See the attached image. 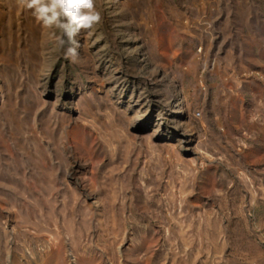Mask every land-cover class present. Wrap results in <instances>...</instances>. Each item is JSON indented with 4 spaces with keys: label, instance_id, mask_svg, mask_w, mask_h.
<instances>
[{
    "label": "rangeland",
    "instance_id": "rangeland-1",
    "mask_svg": "<svg viewBox=\"0 0 264 264\" xmlns=\"http://www.w3.org/2000/svg\"><path fill=\"white\" fill-rule=\"evenodd\" d=\"M95 6L0 0V264H264V0Z\"/></svg>",
    "mask_w": 264,
    "mask_h": 264
},
{
    "label": "clouds",
    "instance_id": "clouds-1",
    "mask_svg": "<svg viewBox=\"0 0 264 264\" xmlns=\"http://www.w3.org/2000/svg\"><path fill=\"white\" fill-rule=\"evenodd\" d=\"M19 4L44 27L56 30L51 35L72 60L78 56L77 36L82 30L91 35L90 30L102 20L95 0H19Z\"/></svg>",
    "mask_w": 264,
    "mask_h": 264
},
{
    "label": "bare ground",
    "instance_id": "bare-ground-1",
    "mask_svg": "<svg viewBox=\"0 0 264 264\" xmlns=\"http://www.w3.org/2000/svg\"><path fill=\"white\" fill-rule=\"evenodd\" d=\"M180 114V111L177 109V111H176V115H179Z\"/></svg>",
    "mask_w": 264,
    "mask_h": 264
}]
</instances>
